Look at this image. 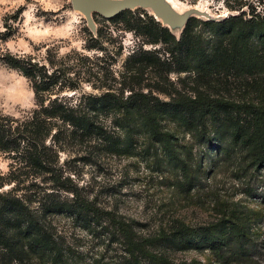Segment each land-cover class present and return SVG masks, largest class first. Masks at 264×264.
Returning <instances> with one entry per match:
<instances>
[{"label":"trees","instance_id":"1","mask_svg":"<svg viewBox=\"0 0 264 264\" xmlns=\"http://www.w3.org/2000/svg\"><path fill=\"white\" fill-rule=\"evenodd\" d=\"M222 2L236 13L190 16L179 36L141 9L94 13L139 39L116 76L95 65L72 80L68 55L0 52V62L28 80L36 105L21 118L0 113V152L10 159L0 171V264H198L174 258L187 250L208 251L213 264H257L255 220L229 201L217 219L214 178L227 163L236 176L249 172L243 195L258 197L264 187V0ZM84 83L92 91H82ZM74 147L85 164L104 154L139 158L177 203L204 204L205 195L216 215L194 222L165 204L149 218L123 214L117 198L102 200V191L79 185L60 163V152ZM57 216L98 238L96 251L71 245L53 224Z\"/></svg>","mask_w":264,"mask_h":264},{"label":"rangeland","instance_id":"2","mask_svg":"<svg viewBox=\"0 0 264 264\" xmlns=\"http://www.w3.org/2000/svg\"><path fill=\"white\" fill-rule=\"evenodd\" d=\"M135 1L137 3L132 5L131 10H143V13L160 21L176 36L180 35L185 20L190 16L218 20L236 13L228 10L222 0ZM18 13L19 19L15 21L13 17ZM10 27L12 31L9 32ZM7 33L12 35L6 41L1 40ZM91 36L95 42L90 40ZM88 44H95L96 47L88 50ZM138 44L139 39L133 32L115 28L94 14L87 19L83 13L71 6V0H0V52L8 50L20 55L31 53L36 59H44L47 51L51 55L57 52L60 57L68 55L64 62L70 69L67 75L72 80L78 76L85 77L87 73L84 72L88 70L95 71V65L109 67L116 76L122 69L124 58ZM81 87L82 91H92L86 83ZM73 92L65 90L62 94L70 96ZM35 106L34 94L28 80L17 70L0 62V113L21 118L28 115ZM76 149L78 147H74L70 154L60 152V163L74 173V179L79 185L102 191V200L105 196L117 198L120 202L119 211L123 214L138 219L149 218L159 205L165 204L169 208L179 207L187 215V219L194 222L209 221L216 215L211 206L212 200L205 195L201 199L204 204L187 206L177 203L176 198H172L177 193L157 173L152 172L149 166L139 162V158L104 154L97 164H85L81 160L77 161L82 153L76 154ZM195 149L202 150V146L196 144ZM206 153V165L210 168L215 157L212 152ZM9 163V155L0 152V171L6 173ZM232 168L227 163H219L217 166L214 178L217 187V219L220 217L218 207L224 201L237 203L243 214H250L255 220L261 246L257 264H264V187L258 190V197L243 195L240 191L241 182L247 181L249 172L247 175L240 173L238 177ZM263 175L264 170L260 177ZM53 224L67 236L71 245L86 252L96 251V244L100 240L91 237L87 230L76 226L70 218L54 217ZM174 258L192 260L198 264H213V257L206 250L177 252Z\"/></svg>","mask_w":264,"mask_h":264},{"label":"water","instance_id":"3","mask_svg":"<svg viewBox=\"0 0 264 264\" xmlns=\"http://www.w3.org/2000/svg\"><path fill=\"white\" fill-rule=\"evenodd\" d=\"M134 3L137 2L135 0H122L119 2H110L108 0H71V6L83 13L87 19H90L94 13L104 18L114 17L125 9H131Z\"/></svg>","mask_w":264,"mask_h":264}]
</instances>
